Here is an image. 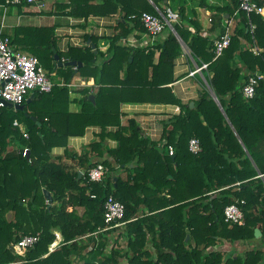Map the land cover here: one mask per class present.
I'll return each instance as SVG.
<instances>
[{"label": "trees", "instance_id": "trees-1", "mask_svg": "<svg viewBox=\"0 0 264 264\" xmlns=\"http://www.w3.org/2000/svg\"><path fill=\"white\" fill-rule=\"evenodd\" d=\"M70 1L73 15L119 11L121 16L108 57L99 67L92 63L96 54L90 47L62 54L44 37L31 45L46 75L56 72L69 81L74 72L70 66L53 69L55 52L83 62L78 72L91 76L94 85L90 94L83 93L79 112L68 110L69 91L57 85L46 93L32 91L22 110L0 107V264H264V78L252 98L241 92L249 74H264V16L247 14L239 0L215 6L216 27L226 14H236L229 46L212 60L213 40L202 36L184 5L178 6L172 26L193 58L209 62L205 79L221 106L204 88L190 107L181 105L169 86L180 47L175 34L166 28V37L140 47L118 43L130 34L145 33L142 13L157 14L156 7L165 12L173 0H100L99 5ZM252 1L264 6V0ZM219 28L221 34L222 24ZM125 102L170 103L184 110L163 121L164 143L159 146L134 119L120 123ZM88 125L101 127L99 140L83 153L70 151L67 138L82 135ZM109 125L117 129L106 132ZM106 137L117 142L115 148L105 149ZM192 137L201 147L196 154L188 150ZM55 146H64L65 157L84 169L80 178L52 155ZM24 148L29 150L26 155ZM92 153L107 167L101 182L87 179V170L98 163ZM43 189L52 195L49 207ZM109 195L125 207L126 225L116 235L115 228L105 229L103 220ZM241 199L243 224L225 222L224 207ZM256 227L261 235L255 239ZM54 230L62 240L49 251ZM24 235H38L39 240L23 250L18 242ZM250 240L258 244L247 247ZM224 242L231 245L227 251L218 248Z\"/></svg>", "mask_w": 264, "mask_h": 264}, {"label": "crops", "instance_id": "crops-1", "mask_svg": "<svg viewBox=\"0 0 264 264\" xmlns=\"http://www.w3.org/2000/svg\"><path fill=\"white\" fill-rule=\"evenodd\" d=\"M122 1L128 3L129 0ZM135 1L140 2V0H133V3ZM147 1L150 4H153L151 0ZM39 3L43 5L40 6ZM90 3L93 5H99L101 2L100 0H90ZM224 4L225 2L223 0H173L168 1L165 10L170 9L172 12L178 14V6L184 5L186 14L197 20L202 36L214 40L219 36L221 32L219 27L223 24L225 19L229 20L231 31L235 24L234 14L231 16L226 14L225 18L220 22L219 27H216V20L214 19V15L216 14L215 6H222ZM160 5L165 7L163 3H160ZM72 8L73 3H71L70 0H36L35 3L10 5L5 10L0 7L1 34L10 38V43L13 49L31 55H34L30 52L31 45L41 42L43 37L48 41L52 40L55 49L62 54H67L72 48L83 49L90 47L92 52L96 54V58L92 59V63L99 67L108 57L107 50L112 37L115 35V26L121 15L118 11L116 13H108L104 15L89 14L87 17L78 16L71 13ZM120 8L121 4H118V9ZM192 11H194V15H192ZM185 25L188 29L194 31L191 24L186 23ZM168 29L170 30V28ZM167 34V30H164L161 35L154 38L152 41L156 42L161 40L166 37ZM138 36L139 37L135 34H130L125 38H121L118 43L138 47V41H147V36H144V32L139 33ZM152 41H147V45H150ZM179 41L180 47L173 66L174 81L169 84V86L174 95L179 99L181 105H189L190 102H193L194 106L199 92L209 86L205 79V76H207L208 73L210 74L207 70L208 65L205 68L200 69L202 63L209 64V62H203L200 58H193L188 46L181 40V38ZM43 48H45V45ZM158 53V51L155 52V59L157 58ZM55 55L58 56V54L56 52L53 54L55 62L53 69L56 71L58 67L63 69L64 67H67L63 65L59 66L57 60H55ZM59 59L63 61L77 60L65 58L64 55L63 57H59ZM77 61H80L83 65L81 60ZM81 66H70L74 69V72L69 81H65L64 78L59 77L56 72H51L47 75L54 82L55 86L66 87L68 89L70 100L68 110L71 112H79V101L81 100L83 93L87 91V94H90L94 85L91 76L84 77L79 74L78 68ZM191 72L193 73L191 74ZM120 75L122 76V73ZM60 83L63 84L60 85ZM30 96H33L32 93L28 94L26 99ZM183 110L184 109L179 105L170 103L125 102L120 105V123L125 125L128 119H134L146 136L154 141H158V145L162 146L164 141H160V139L163 131V121L169 119L173 115L183 112ZM22 129L25 130L24 125H22ZM116 129L117 126L109 125L106 126L105 130L106 132H112ZM101 130L102 129L99 125H88L82 135L69 136L67 138V144L70 151H74L77 154L87 151L90 143L99 140L98 135ZM116 145L117 142L114 139L108 137L105 138V149L115 148ZM64 152V146H55L51 150L53 156L57 158L61 157L64 164L72 166L77 172L83 171L84 174V169L77 164L76 160L70 159L67 156L65 157ZM90 156H92V160H98V162L101 161V158L95 156L93 153L90 154ZM105 156H107L106 153L104 154V157ZM79 211L81 212L82 208H79ZM125 225L126 224H123L117 228L115 235L121 232ZM53 233L58 235V239L56 238L54 240L59 244L62 240L60 232L54 230ZM257 244L258 241L250 240L245 245L247 247H253ZM218 248L229 250L231 245L224 242L221 243Z\"/></svg>", "mask_w": 264, "mask_h": 264}, {"label": "built area", "instance_id": "built-area-1", "mask_svg": "<svg viewBox=\"0 0 264 264\" xmlns=\"http://www.w3.org/2000/svg\"><path fill=\"white\" fill-rule=\"evenodd\" d=\"M36 0H4L0 3V7L5 10L10 5L22 3H35ZM40 6L43 4L39 3ZM239 8L247 14L255 12L264 16V6H258L252 0H239ZM157 14L148 12L142 13L140 20L145 28L144 36H147V41H152L154 38L161 35L166 28H172V23L178 20V14L166 9L165 12L156 8ZM236 12H234V15ZM3 25V24H2ZM223 30L219 37L213 40V58L219 57L223 51L229 46L231 39L230 22L225 19L222 24ZM254 29V25L250 24V32ZM149 37V38H148ZM147 41L140 40L138 45L145 46ZM153 42V41H152ZM151 42V43H152ZM254 52H258L257 48H253ZM208 64L202 63L200 69L205 68ZM193 72H191L192 74ZM264 78L263 73H251L247 76L246 81L242 85L241 92L245 98H252L255 93V86L258 81ZM63 83H60L62 85ZM54 82L46 75L38 58L31 54H26L13 49L10 38L1 34L0 30V107H6L5 102L12 105L22 104L27 95L36 90L39 92H50L54 87ZM24 136L27 134L24 132ZM168 153L173 155V147L168 145ZM188 150L191 153H198L201 150L199 140L192 137L188 141ZM28 148H24L23 155L28 154ZM107 173V167L102 162L96 163L93 167L87 170V179L91 182H101ZM244 200H236L233 203L226 205L223 209V218L225 222L232 224H243V212L241 204ZM125 207L119 200L109 195L103 204V220L105 229L119 228L125 224L122 221ZM58 235L55 233V239ZM39 240L38 235H24L18 242L21 249H29ZM58 243L54 240L49 245V251H52Z\"/></svg>", "mask_w": 264, "mask_h": 264}, {"label": "water", "instance_id": "water-1", "mask_svg": "<svg viewBox=\"0 0 264 264\" xmlns=\"http://www.w3.org/2000/svg\"><path fill=\"white\" fill-rule=\"evenodd\" d=\"M170 30H171L172 33L175 34L176 37L180 40V38H179L178 34L176 33V31L174 30V28L172 27ZM93 47H94V46H93ZM55 60H57V63H58L59 66H62V65H63V66H76V67H78V66H81V65H82V63H81L80 61H77V60H66V61L60 60L59 57H58L57 55H55ZM96 89H97V88H95V90H96ZM210 93H211L212 97L214 98V100L218 103V100H217V98H216V95H215L214 92L211 90V88H210ZM32 97H33V96H30L28 99H26L25 102H26V103H29ZM89 98H90L91 100H93L94 95H93V94L89 95ZM189 105H190V107H192V106H193V102H190ZM218 105H219V107L221 108V106H220L219 103H218ZM5 106L8 107V108H14V109H16V110H22L23 107H24L23 104H15V105H12V104L9 103V102H5ZM33 119H34V118H33ZM82 174H83V171H78V177H80ZM43 194H44V197H45L46 202H47L48 207H49V206L51 205V203H52V196H51L50 192H49L48 190H46V189H43ZM260 235H261V231H260V229H259L258 227H256V228L254 229V237H255V238H258ZM188 238H189V234L186 235L185 240H188Z\"/></svg>", "mask_w": 264, "mask_h": 264}, {"label": "rangeland", "instance_id": "rangeland-1", "mask_svg": "<svg viewBox=\"0 0 264 264\" xmlns=\"http://www.w3.org/2000/svg\"><path fill=\"white\" fill-rule=\"evenodd\" d=\"M28 53V52H27ZM52 79H54L53 77H51ZM209 91H210V87L208 86V88H207ZM32 92H30L29 94H31ZM80 212V211H79ZM82 212V211H81ZM148 247H149V244H148ZM225 251H227V250H225Z\"/></svg>", "mask_w": 264, "mask_h": 264}, {"label": "bare ground", "instance_id": "bare-ground-1", "mask_svg": "<svg viewBox=\"0 0 264 264\" xmlns=\"http://www.w3.org/2000/svg\"><path fill=\"white\" fill-rule=\"evenodd\" d=\"M58 239V238H57Z\"/></svg>", "mask_w": 264, "mask_h": 264}]
</instances>
